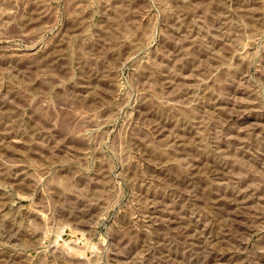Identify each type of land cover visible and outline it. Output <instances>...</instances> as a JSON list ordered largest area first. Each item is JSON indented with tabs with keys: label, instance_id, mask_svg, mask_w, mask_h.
<instances>
[{
	"label": "rangeland",
	"instance_id": "rangeland-1",
	"mask_svg": "<svg viewBox=\"0 0 264 264\" xmlns=\"http://www.w3.org/2000/svg\"><path fill=\"white\" fill-rule=\"evenodd\" d=\"M0 264H264V0H0Z\"/></svg>",
	"mask_w": 264,
	"mask_h": 264
}]
</instances>
